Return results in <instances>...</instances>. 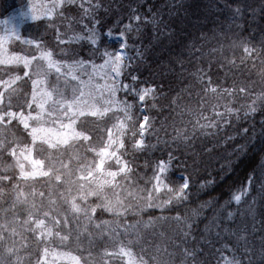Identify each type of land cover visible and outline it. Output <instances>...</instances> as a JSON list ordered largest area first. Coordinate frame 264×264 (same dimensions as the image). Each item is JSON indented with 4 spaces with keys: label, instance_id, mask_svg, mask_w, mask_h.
Returning <instances> with one entry per match:
<instances>
[{
    "label": "snow or ice",
    "instance_id": "1",
    "mask_svg": "<svg viewBox=\"0 0 264 264\" xmlns=\"http://www.w3.org/2000/svg\"><path fill=\"white\" fill-rule=\"evenodd\" d=\"M203 7L27 0L0 19V264H264V29L253 30L248 0L202 21ZM29 22L52 28L55 46L25 36ZM152 48L163 50L158 71ZM207 137L233 147L201 188L228 198L182 213L189 169L203 162L193 145ZM242 205L250 224L237 220ZM149 210L175 215L145 219Z\"/></svg>",
    "mask_w": 264,
    "mask_h": 264
},
{
    "label": "trees",
    "instance_id": "2",
    "mask_svg": "<svg viewBox=\"0 0 264 264\" xmlns=\"http://www.w3.org/2000/svg\"><path fill=\"white\" fill-rule=\"evenodd\" d=\"M26 3V0H0V18H4L5 16L9 15L12 11L15 9L21 7ZM213 3V0H203V15L201 16V20L203 21L204 16H207L209 19L213 18L215 14H218L220 10L223 8V5L225 3V0H218V7H209L208 5H211ZM248 3L251 4L253 7L257 8V15L255 17V24L253 25L254 31H259L261 29H264V19L261 18V14L259 12V6L261 3H264V0H248ZM224 15H227V9H223ZM55 22V21H54ZM23 33L25 36L28 37H39L44 40V42L48 46H55V35L52 28H45L44 25H35L32 23H28L24 26ZM143 41L145 45H148L149 42L153 45H155L156 41L153 39L151 35V29H148L143 34ZM139 43V41H137ZM12 50L15 51H24L28 50L29 46L23 43H18L13 41L10 45ZM161 48H152V49H146V56L147 61L146 63H149L150 66L153 68V70L158 71L157 64L159 63V58L162 54ZM239 56V53H237ZM2 68V67H0ZM13 71L19 72L22 75V67L21 68H13ZM0 78H5L3 73H0ZM173 84L175 87H178L175 81H173ZM30 92V83L28 85V88L26 89ZM187 99V98H185ZM239 100H243V98L238 97ZM161 103L166 104L167 100L161 101ZM191 104L193 107L196 105V100L193 98L191 101ZM152 116H158L156 110H152L149 113H146ZM165 115L168 113L165 112ZM260 113H257L255 119L258 122L260 119ZM187 118V117H185ZM142 119V117H141ZM157 124H159V117L157 119ZM220 138H200L195 141L193 147L194 151L200 155L202 158V163L200 164L198 170H192L189 169V174L191 176V189H190V202L187 205L181 206L178 211H181L182 213L185 211H188L190 214V211L192 208H195L201 201L209 199V197H222V201L226 200L228 198V191L227 188L221 187L216 184H207L206 187L201 188V183L205 181H212L214 177L217 176L219 167L221 164L228 163L229 159L231 157L229 156V153L231 152V149L233 145L229 143L228 145H223L217 143V141ZM151 142V140H150ZM206 148H210L211 151H205ZM243 174L240 172L239 169H237L236 177L237 179H241ZM255 194V193H253ZM248 200H251V197H248ZM233 209H236L237 206L234 204L232 205ZM247 208V205H242L237 213V220L240 221L242 219H245L246 222L249 224L251 223L250 219H246L244 217H241L240 213L244 212ZM256 208V220H257V230L261 227L260 221L264 220V204H261L258 202L255 205ZM165 215V216H171L175 215L174 211H165L164 213H161L160 210H149L145 214V219L149 215L151 216H158V215ZM203 227V225H201ZM157 229L160 231H165L170 234V225L169 223L160 222V224L157 225ZM157 242L163 243L164 241L157 237ZM255 246L258 249L260 246V235L257 234L255 237Z\"/></svg>",
    "mask_w": 264,
    "mask_h": 264
},
{
    "label": "rangeland",
    "instance_id": "3",
    "mask_svg": "<svg viewBox=\"0 0 264 264\" xmlns=\"http://www.w3.org/2000/svg\"><path fill=\"white\" fill-rule=\"evenodd\" d=\"M26 2H27V0H26ZM19 8H20V7H19ZM17 9H18V8H17ZM15 10H16V9H15ZM12 12H13V11H12ZM12 12H11V13H12ZM11 13H10V14H11ZM0 19H3V18H0ZM29 23H31V22H29ZM98 62H99V61H98ZM0 67H4V66H0ZM235 206H236V205H235Z\"/></svg>",
    "mask_w": 264,
    "mask_h": 264
}]
</instances>
